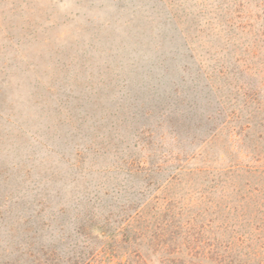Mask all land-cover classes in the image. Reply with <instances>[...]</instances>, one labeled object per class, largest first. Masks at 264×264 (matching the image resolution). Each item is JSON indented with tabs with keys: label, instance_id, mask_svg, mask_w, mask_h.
<instances>
[{
	"label": "rangeland",
	"instance_id": "374dc122",
	"mask_svg": "<svg viewBox=\"0 0 264 264\" xmlns=\"http://www.w3.org/2000/svg\"><path fill=\"white\" fill-rule=\"evenodd\" d=\"M215 1L0 0V264L157 189L196 212L186 169L214 167L203 111L233 67Z\"/></svg>",
	"mask_w": 264,
	"mask_h": 264
},
{
	"label": "trees",
	"instance_id": "16d2710c",
	"mask_svg": "<svg viewBox=\"0 0 264 264\" xmlns=\"http://www.w3.org/2000/svg\"><path fill=\"white\" fill-rule=\"evenodd\" d=\"M215 2L224 43L213 52L226 49L233 67L219 64L221 85L203 111L205 140L218 145L214 167L204 161L186 169L200 177L190 185L196 212L158 203L157 189L149 209L131 207L118 219L90 211L73 231L63 221L59 230L71 232L65 240L52 243L42 261L43 244L31 246L23 264H264V0Z\"/></svg>",
	"mask_w": 264,
	"mask_h": 264
}]
</instances>
